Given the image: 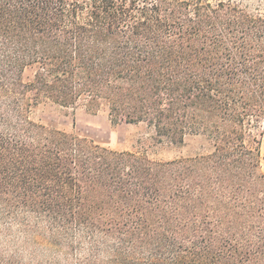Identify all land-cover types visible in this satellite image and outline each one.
<instances>
[{
    "label": "trees",
    "instance_id": "trees-1",
    "mask_svg": "<svg viewBox=\"0 0 264 264\" xmlns=\"http://www.w3.org/2000/svg\"><path fill=\"white\" fill-rule=\"evenodd\" d=\"M43 104L211 150L113 149L37 121ZM263 141L264 13L0 0V264H264Z\"/></svg>",
    "mask_w": 264,
    "mask_h": 264
},
{
    "label": "rangeland",
    "instance_id": "rangeland-1",
    "mask_svg": "<svg viewBox=\"0 0 264 264\" xmlns=\"http://www.w3.org/2000/svg\"><path fill=\"white\" fill-rule=\"evenodd\" d=\"M254 12L264 13V0H235ZM32 69L27 68L25 78L32 77ZM33 118L49 126L61 128L77 135L117 150H130L148 155L156 160H173L195 156L211 150L209 141L203 135H188L181 145L160 141L146 123H113L106 110L97 113L85 107L66 108L43 104L33 113ZM264 171V141L261 147Z\"/></svg>",
    "mask_w": 264,
    "mask_h": 264
}]
</instances>
